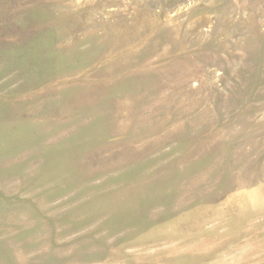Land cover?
<instances>
[{"label":"rangeland","instance_id":"obj_1","mask_svg":"<svg viewBox=\"0 0 264 264\" xmlns=\"http://www.w3.org/2000/svg\"><path fill=\"white\" fill-rule=\"evenodd\" d=\"M0 264H264V0H0Z\"/></svg>","mask_w":264,"mask_h":264}]
</instances>
